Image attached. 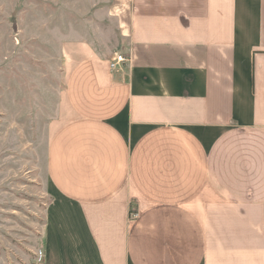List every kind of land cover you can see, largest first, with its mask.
Returning a JSON list of instances; mask_svg holds the SVG:
<instances>
[{"label":"crops","instance_id":"1","mask_svg":"<svg viewBox=\"0 0 264 264\" xmlns=\"http://www.w3.org/2000/svg\"><path fill=\"white\" fill-rule=\"evenodd\" d=\"M109 12L117 50L65 43L48 264H264V0Z\"/></svg>","mask_w":264,"mask_h":264},{"label":"rangeland","instance_id":"2","mask_svg":"<svg viewBox=\"0 0 264 264\" xmlns=\"http://www.w3.org/2000/svg\"><path fill=\"white\" fill-rule=\"evenodd\" d=\"M111 0H0V264H48L50 125L66 88L65 43L118 48ZM42 253V256L40 255Z\"/></svg>","mask_w":264,"mask_h":264},{"label":"built area","instance_id":"3","mask_svg":"<svg viewBox=\"0 0 264 264\" xmlns=\"http://www.w3.org/2000/svg\"><path fill=\"white\" fill-rule=\"evenodd\" d=\"M128 62H129V60L127 59V57L125 55L118 54L114 57V59L110 63V70L112 72L123 71V69L125 68V66ZM136 217H137V214L132 212L131 218L135 219ZM40 255L42 256V253H40Z\"/></svg>","mask_w":264,"mask_h":264}]
</instances>
